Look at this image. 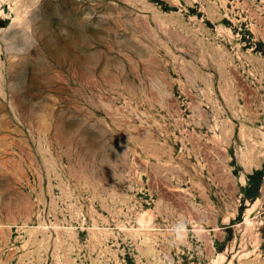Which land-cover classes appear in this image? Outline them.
Returning a JSON list of instances; mask_svg holds the SVG:
<instances>
[{"label": "rangeland", "instance_id": "rangeland-1", "mask_svg": "<svg viewBox=\"0 0 264 264\" xmlns=\"http://www.w3.org/2000/svg\"><path fill=\"white\" fill-rule=\"evenodd\" d=\"M0 264H264V0H0Z\"/></svg>", "mask_w": 264, "mask_h": 264}]
</instances>
